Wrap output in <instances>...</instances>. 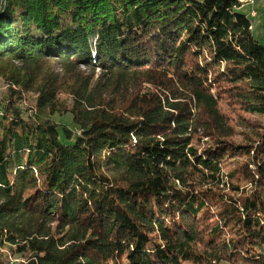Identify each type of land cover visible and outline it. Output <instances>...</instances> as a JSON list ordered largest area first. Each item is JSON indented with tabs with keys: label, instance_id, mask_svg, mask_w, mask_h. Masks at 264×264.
Here are the masks:
<instances>
[{
	"label": "trees",
	"instance_id": "trees-1",
	"mask_svg": "<svg viewBox=\"0 0 264 264\" xmlns=\"http://www.w3.org/2000/svg\"><path fill=\"white\" fill-rule=\"evenodd\" d=\"M243 6L0 0V264H264V43Z\"/></svg>",
	"mask_w": 264,
	"mask_h": 264
},
{
	"label": "rangeland",
	"instance_id": "rangeland-1",
	"mask_svg": "<svg viewBox=\"0 0 264 264\" xmlns=\"http://www.w3.org/2000/svg\"><path fill=\"white\" fill-rule=\"evenodd\" d=\"M244 6L241 10L248 13L249 18L253 22V32L256 38H259L264 43V0H243ZM245 1H250L249 3ZM7 93H9L8 84L4 80H0V107L1 102L7 97ZM32 96V95H29ZM24 106L30 107L31 104L27 100H24ZM219 107L222 112L226 115L228 120L233 125H238V129L247 131L245 126L239 127L240 123L242 122L243 117H247L248 113L243 111L238 102L234 100L233 97L229 96V94L220 92V102ZM66 121H70V119L66 118ZM236 140H240V136L236 137ZM196 144L200 145L198 142ZM203 144V141L201 145ZM232 163L227 161L224 164L225 170H229L232 168ZM198 251L206 253L208 255H215L218 254V249L212 247L210 243L200 244L197 247ZM8 253L6 256L7 264H20L24 259L20 255L12 254L7 249L4 250ZM6 253V254H7ZM214 264H219V262H213ZM181 264H195L190 261H183ZM220 264H228L226 262H220Z\"/></svg>",
	"mask_w": 264,
	"mask_h": 264
},
{
	"label": "built area",
	"instance_id": "built-area-1",
	"mask_svg": "<svg viewBox=\"0 0 264 264\" xmlns=\"http://www.w3.org/2000/svg\"><path fill=\"white\" fill-rule=\"evenodd\" d=\"M245 2L249 3L250 1H245Z\"/></svg>",
	"mask_w": 264,
	"mask_h": 264
},
{
	"label": "bare ground",
	"instance_id": "bare-ground-1",
	"mask_svg": "<svg viewBox=\"0 0 264 264\" xmlns=\"http://www.w3.org/2000/svg\"><path fill=\"white\" fill-rule=\"evenodd\" d=\"M242 2H244L243 0H241Z\"/></svg>",
	"mask_w": 264,
	"mask_h": 264
}]
</instances>
